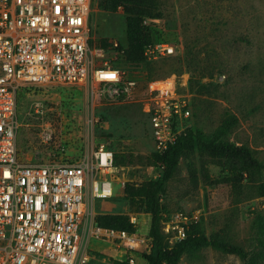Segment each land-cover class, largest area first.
<instances>
[{
    "label": "rangeland",
    "instance_id": "rangeland-1",
    "mask_svg": "<svg viewBox=\"0 0 264 264\" xmlns=\"http://www.w3.org/2000/svg\"><path fill=\"white\" fill-rule=\"evenodd\" d=\"M157 3L162 15L148 19L146 25L153 41L174 44L177 54L130 66L142 79L180 76L189 71L191 85L207 83V90L192 98L190 127L210 138L224 119L235 117L225 138L248 146L264 164V0ZM96 4L95 0L91 13L95 39L117 40L126 47V15L122 9L111 13ZM18 102L23 123L18 131V145L21 148L19 141H28L25 151L35 153L34 161L48 162L56 155L76 157L105 145L115 152L120 180L140 183L160 176L161 169L150 163L156 150L150 118L140 104H99L88 89L74 85L23 89ZM36 102H41L47 111L45 122H51L66 135V152H54V144L39 141L44 121L35 113ZM190 163L197 173L195 180ZM226 175L218 159L198 152L182 154L161 194L164 219L202 207L199 231L207 236L219 233L243 247L247 257L206 246L186 251L178 264H264V169L256 181L245 180L239 189L226 182ZM123 192L121 181L113 182L114 196L98 200L96 210L137 212L135 241L146 238L148 247L141 241L130 248L126 243L93 238L89 245L92 258L87 264H149L144 254L150 251L151 214L144 205L132 206ZM162 232L168 246L177 241L174 230Z\"/></svg>",
    "mask_w": 264,
    "mask_h": 264
},
{
    "label": "built area",
    "instance_id": "built-area-1",
    "mask_svg": "<svg viewBox=\"0 0 264 264\" xmlns=\"http://www.w3.org/2000/svg\"><path fill=\"white\" fill-rule=\"evenodd\" d=\"M95 0H0V264H87L91 239L126 243L134 248L135 233L96 224L97 201L113 197V182L125 181L115 152L105 145L76 157L56 155L48 162L28 161L18 148L23 126L19 96L23 89L81 86L99 104L138 103L150 118L155 150L186 133L192 119L190 73L141 78L126 62L125 46L95 39L91 13ZM97 6V4H96ZM122 9V8H120ZM147 18L145 24L148 23ZM112 54H109V53ZM153 62L177 54L167 41L145 46ZM106 55H109L108 57ZM43 119L38 139L54 144L59 154L68 141L62 129ZM124 196V192H123ZM137 226V212H123ZM204 208L179 212L162 220V230L181 240L199 223ZM136 248V247H135Z\"/></svg>",
    "mask_w": 264,
    "mask_h": 264
},
{
    "label": "trees",
    "instance_id": "trees-1",
    "mask_svg": "<svg viewBox=\"0 0 264 264\" xmlns=\"http://www.w3.org/2000/svg\"><path fill=\"white\" fill-rule=\"evenodd\" d=\"M96 3L99 9L111 13L122 8L126 15V62L131 65L150 62L146 60L144 50L145 46L153 41V36L145 20L159 18L162 15L157 0H96ZM102 43L106 47L109 44L107 39H103ZM208 86L207 83H201L194 87L190 79V89L195 94L204 93ZM235 120V117L224 119L222 125L210 138L202 136L196 128L189 127L185 134L170 142L163 153L157 151L152 153L151 165L161 169V174L157 179L140 183H125L124 197L132 206L138 205V208H141L144 205L146 211L151 214L150 251L144 254L149 264H178L186 251L206 246L236 254L241 258L247 257L248 253L243 247L225 239L219 233L207 236L199 231L200 223L189 227L186 237L176 241L172 246L166 244L161 229V221L164 218L161 194L168 180L172 178L182 154L189 155L198 152L218 159L227 171L226 182L234 189H239L245 180L256 181V176L262 174L264 164L254 155L251 148L225 138ZM190 172L192 179L195 180L197 173L193 163H190ZM95 222L99 226L125 230L131 234L136 233L137 230L129 216L124 213H99L95 217Z\"/></svg>",
    "mask_w": 264,
    "mask_h": 264
},
{
    "label": "crops",
    "instance_id": "crops-1",
    "mask_svg": "<svg viewBox=\"0 0 264 264\" xmlns=\"http://www.w3.org/2000/svg\"><path fill=\"white\" fill-rule=\"evenodd\" d=\"M19 142H20L21 148H19V145H18V148H19L21 157L25 160H28V161L36 160L34 158L35 153L32 150L30 151V153L25 151V146H27L29 144L28 141H24V142L19 141ZM30 145H32V143H30Z\"/></svg>",
    "mask_w": 264,
    "mask_h": 264
}]
</instances>
